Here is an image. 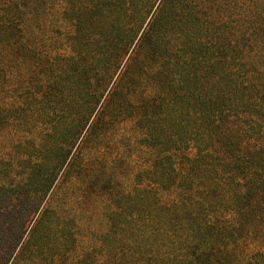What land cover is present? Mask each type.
Listing matches in <instances>:
<instances>
[{"label": "trees", "instance_id": "obj_1", "mask_svg": "<svg viewBox=\"0 0 264 264\" xmlns=\"http://www.w3.org/2000/svg\"><path fill=\"white\" fill-rule=\"evenodd\" d=\"M7 126L0 264H264V0H0Z\"/></svg>", "mask_w": 264, "mask_h": 264}, {"label": "rangeland", "instance_id": "obj_2", "mask_svg": "<svg viewBox=\"0 0 264 264\" xmlns=\"http://www.w3.org/2000/svg\"><path fill=\"white\" fill-rule=\"evenodd\" d=\"M21 136V133L19 130L16 129H12L11 127L7 126L3 129H0V151L4 152L5 158H6V166L7 168H9V171H12V176L10 179H8V184L9 185H19L21 187V182L17 181V178L20 179L18 174L15 173H19L21 171V163L18 156L19 151L21 150V147H18L17 144H13L15 139ZM32 139L37 142V128L35 129L34 133H32ZM106 151V149H105ZM110 152V151H109ZM106 152V153H109ZM14 172V175H13ZM104 178L106 177H101L99 180V184L102 185L101 183L104 182ZM16 183V184H15ZM15 188V187H14ZM99 201V200H98ZM94 203H96V199L94 200ZM43 205V204H42ZM94 209H92L93 211ZM38 213V212H37ZM37 213L35 214V216L33 217V219L29 222L28 227L26 229V234L33 228L35 221L37 220ZM98 222H96L97 225ZM51 229V225L49 226V230L48 233ZM53 231V230H52ZM49 235V234H48ZM48 241V245H51V239L50 236L47 239ZM54 241V240H52ZM37 245V239H35L34 242V248ZM33 256L30 257L31 259H27V252L24 254V259L21 260L18 264H37V248H36V252H34L32 254ZM40 257V256H38ZM44 261V260H43ZM45 263V262H44ZM38 264H40V262H38Z\"/></svg>", "mask_w": 264, "mask_h": 264}]
</instances>
